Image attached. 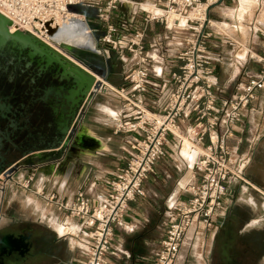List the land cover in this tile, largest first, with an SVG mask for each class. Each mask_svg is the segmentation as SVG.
I'll list each match as a JSON object with an SVG mask.
<instances>
[{"label":"crops","instance_id":"1","mask_svg":"<svg viewBox=\"0 0 264 264\" xmlns=\"http://www.w3.org/2000/svg\"><path fill=\"white\" fill-rule=\"evenodd\" d=\"M139 15L133 14L129 21L135 29L144 31L143 43L150 57L149 81L158 85L149 107L156 109L157 101L162 102L165 93L175 88L172 76L183 64L177 58L183 50L179 45L182 37L166 29L162 35L159 33L162 25L155 22L145 25ZM207 17L216 26L208 30L206 46L208 55L215 59L214 93L221 105L260 70L254 57L258 58L264 50V0H222L208 10ZM91 26L93 32L100 29L99 25ZM181 30L191 29L186 26ZM99 36L97 33L98 40ZM111 56L116 57L117 53ZM129 69L130 64L123 61L118 64L108 61L95 68L100 72V90L97 88L83 100L72 135L48 161L33 167L20 166L12 179L4 182V226H13L17 234L29 238L32 246L25 264H78L86 259L87 226L78 220L64 223L61 213L48 209L41 195H53L61 202H73L79 193L100 197L107 183L116 180L128 166L131 156L127 143L134 134L115 130L114 117L122 106L107 87L122 86ZM177 124L179 136L184 140L190 120H178ZM228 144L233 152L248 160L243 180L228 184L233 198L249 191L248 204L260 205L264 211V88L243 112ZM206 145L204 139L185 151L183 144L168 136L163 145L164 155L154 162L152 173L142 182V195L128 202L122 218L112 228L107 264H152L165 236L170 208L178 201H187L190 198L187 188L201 180L195 164ZM28 177L27 189L16 186L17 180ZM13 187L16 190L9 195L8 189ZM248 221L247 224L254 222ZM255 222L264 226V219ZM186 247L189 242L181 247L176 264H187Z\"/></svg>","mask_w":264,"mask_h":264},{"label":"built area","instance_id":"2","mask_svg":"<svg viewBox=\"0 0 264 264\" xmlns=\"http://www.w3.org/2000/svg\"><path fill=\"white\" fill-rule=\"evenodd\" d=\"M151 1L153 11L142 9L141 2L136 0H0V14L10 21L11 33L27 32L45 44L59 22L85 8L94 14V21L103 29L100 41L109 49L118 50L121 60L130 64L123 76L124 84L107 87L122 106L114 117L115 130L134 134L127 143L131 156L128 166L119 172L116 180L107 183L100 197L79 193L73 202H61L53 195L40 194L48 209L61 213L64 223L78 220L87 226L86 259L78 264H107L112 228L122 218L128 202L142 195V182L152 173L154 162L164 155L163 145L169 135L180 145L187 140L193 147L204 139L207 145L195 164L201 180L187 188L190 193L187 201H178L170 208L165 236L152 264H176L187 240L214 234L222 226L233 200L228 184L243 180L248 162L232 151L228 140L245 109L264 88V50L258 58L254 57L260 64L259 72L219 105L214 93L215 59L208 55L206 46L208 30L214 28L207 13L219 0ZM126 6L133 9V14H140L145 25L159 23L168 31L189 26L193 31L187 47L177 54L183 64L172 76L175 88L165 93L162 102L157 101L156 109L149 107L158 85L149 81L150 57L143 43L144 31L135 29L129 20L121 17L113 22L115 14ZM192 11L194 16H190ZM82 17L85 21L86 14ZM178 120H190L184 140L179 136ZM29 180L28 177L26 185H18L27 189Z\"/></svg>","mask_w":264,"mask_h":264},{"label":"flooded vegetation","instance_id":"3","mask_svg":"<svg viewBox=\"0 0 264 264\" xmlns=\"http://www.w3.org/2000/svg\"><path fill=\"white\" fill-rule=\"evenodd\" d=\"M62 49L73 56L71 50ZM93 64L94 68H100L95 59ZM69 71L59 58L46 65L37 58L30 62L23 55L0 54V264H25L26 255L31 251L30 248L23 255L4 252V235H19L13 226H4V168L10 164L22 166V153L64 143L72 135L83 86H73L64 79ZM67 129L65 136L63 131ZM33 160L39 158L33 156L28 162ZM250 236L246 238L247 249L242 254L233 256L230 252L221 263L254 264L261 259L264 234ZM233 240L229 235L228 252L233 243L238 247V241Z\"/></svg>","mask_w":264,"mask_h":264},{"label":"rangeland","instance_id":"4","mask_svg":"<svg viewBox=\"0 0 264 264\" xmlns=\"http://www.w3.org/2000/svg\"><path fill=\"white\" fill-rule=\"evenodd\" d=\"M141 3L146 4H152L151 0H137ZM146 11H153L150 7H147L145 9ZM89 10L82 8L79 10H76L75 12L82 15L85 12H88ZM115 15H118V17H121L123 19L130 20L133 16V9L129 6L123 7L121 11ZM195 13L192 11L190 13V16H194ZM117 16L113 17V22L116 23L118 20H120ZM141 18V15L138 16ZM95 16L92 13L91 16L85 17V27L90 29V26L93 25H99L98 22L94 21ZM182 23V22H181ZM87 25V26H86ZM161 25V24H160ZM84 26V25H83ZM100 26V25H99ZM84 27V28H85ZM162 29L159 31L161 34H165L164 26H161ZM213 27H216L213 24ZM214 29V28H213ZM91 30V29H90ZM178 32L180 36L182 37L179 42V45H182L183 50L187 47V42L192 39V30H181V28H176L175 30H172V32ZM103 29L100 27V29L97 32H90L93 42H94V51L90 52L95 56V60L97 61V64L102 67L105 62H112L113 64L121 63L120 60L119 51L118 50H111L106 45H104L100 38L97 39V33L100 34L99 37L102 36ZM167 42V40H166ZM70 46V45H69ZM64 47L63 44H57L56 48L57 51H60L63 54L66 53L62 48ZM79 47H73L71 46V52L75 51H84L81 49H78ZM56 50V49H55ZM182 50V51H183ZM87 52V51H86ZM112 53H117L116 57H112ZM108 57V58H107ZM109 57H111L109 59ZM27 164H40L39 160H33L31 162H28ZM27 180H17L16 186H19L18 183L21 184H27ZM21 187V186H19ZM23 188V187H22ZM16 189L9 188L8 194L11 195L14 193ZM238 194V193H237ZM250 196V192L247 191V194L240 196L236 195V197L233 198L231 205L228 207L225 221L222 224V226L215 231V233H210L209 235H200L197 236L192 241H186V243L189 242V247L186 249L188 258H187V264H222L221 262L227 258L228 254L231 252L232 255H239L244 252V249H247V239L249 235L250 237L256 236L257 234L262 237L264 234V226L263 224L256 223L255 219H264V211L260 210V205L258 207H253L248 204V197ZM13 207H17V204ZM231 209V210H230ZM251 219L254 220V222L247 224L246 222ZM249 222V221H248ZM71 226V225H70ZM231 235V238L233 237V241H238V247L235 246L236 244L233 243L232 246L229 249L228 252V236ZM264 238V237H263ZM185 243V244H186ZM254 264H264L263 257L261 259L256 260Z\"/></svg>","mask_w":264,"mask_h":264},{"label":"water","instance_id":"5","mask_svg":"<svg viewBox=\"0 0 264 264\" xmlns=\"http://www.w3.org/2000/svg\"><path fill=\"white\" fill-rule=\"evenodd\" d=\"M221 1L222 0H219L217 4H219ZM9 25L10 21L0 14L1 55H3L4 57H21L23 55L28 58L30 62H32L34 58H37L40 61H44L46 65H49L56 58H59L66 64V67L70 69L64 79L72 83L73 86H78L79 88L80 86H83V91L81 92L82 102L92 92H95L97 90V88L99 87L100 72L95 70V68H90L83 64L81 61L77 60L75 57L69 54H63L53 49L50 45L41 42L27 32L16 31L11 33L8 30ZM63 45L66 49L71 50V46L65 44ZM81 50L92 52L89 49ZM74 130L75 128L72 131ZM63 132L66 136L68 133V129L64 130ZM62 145L63 141L59 142L55 146H51L48 148L26 151L21 154L20 162H23V165H26L27 167H33L34 164H27L28 159L33 156H37L40 163H44L48 161V157L54 155L55 150L60 148ZM19 167L20 166H17V164H10L6 168H4V182L11 180L13 173L17 172ZM30 248L31 243L28 237L24 235H14V233L4 235V252H18L20 255H23L28 252Z\"/></svg>","mask_w":264,"mask_h":264},{"label":"bare ground","instance_id":"6","mask_svg":"<svg viewBox=\"0 0 264 264\" xmlns=\"http://www.w3.org/2000/svg\"><path fill=\"white\" fill-rule=\"evenodd\" d=\"M147 7H151V4L141 3L142 9H146ZM84 22L82 15H69L50 31L48 45L56 50H58L56 48L57 44H65L76 48L79 47L81 49L93 50L94 42L90 31H88L83 24ZM183 148L185 151H189L191 148L190 143L187 140L183 141ZM194 151L197 150L194 149ZM57 231L63 233V229L58 228Z\"/></svg>","mask_w":264,"mask_h":264},{"label":"trees","instance_id":"7","mask_svg":"<svg viewBox=\"0 0 264 264\" xmlns=\"http://www.w3.org/2000/svg\"><path fill=\"white\" fill-rule=\"evenodd\" d=\"M86 16H91L92 12L88 11L85 12ZM90 28H93V26H90ZM73 57H75L77 60L81 61L83 64L90 68H94L93 60L95 59V56L92 53L86 52V51H75L72 52Z\"/></svg>","mask_w":264,"mask_h":264}]
</instances>
